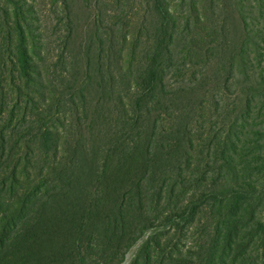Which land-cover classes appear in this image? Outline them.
Listing matches in <instances>:
<instances>
[{
    "label": "trees",
    "instance_id": "1",
    "mask_svg": "<svg viewBox=\"0 0 264 264\" xmlns=\"http://www.w3.org/2000/svg\"><path fill=\"white\" fill-rule=\"evenodd\" d=\"M48 1L54 20L41 10L43 0H0V264H87L92 253L97 263L99 258L114 264L123 254L120 239L130 233L136 217L147 219L139 232L155 220L165 230L179 226L176 218L184 226L202 217L203 238L194 257L182 255L177 245L167 242L168 232H153L132 264H264V127L257 123L264 110V76L253 72L250 80L245 59L236 68L250 80L244 103L237 106L212 98L226 127L220 132L210 130L204 136L201 104L197 114L188 116L184 106L170 110L179 119L177 126L156 133L151 128L145 135L150 142L161 134L162 141L172 138L171 144L159 139L152 148L149 143L113 140L101 163L96 157L88 161L87 151L77 147L60 155L65 129L60 119L70 113L80 128L92 84L97 92L116 95L126 116L124 93L116 87L129 83L130 77L135 85L126 92L136 114L151 115L152 103L158 117L173 103L180 106L182 100L175 99L185 97L186 89L167 90L165 75L170 67H179L177 59L181 54L185 59L190 48L180 53L175 46L179 38H188L191 49L207 64L217 48L204 49L199 35L189 29L191 22L193 29L205 23L197 11L199 4L213 16L218 0H109V11L101 0H89L93 31L79 44L78 57L71 47L76 36L74 0ZM263 1L252 3L261 14ZM176 6H186L189 13L179 16ZM134 18L131 35L126 32ZM222 36L212 44L218 47ZM243 55L239 58L247 57ZM111 61L120 62L118 72ZM221 63L225 72L235 73L233 66ZM141 119L132 125L139 139L144 138ZM249 135L252 140L246 142ZM34 157L40 166L33 182L29 178ZM134 163V172L127 169ZM108 171L107 177L120 172L121 193L106 185ZM195 172L200 173L197 179L191 177ZM147 180L152 183L149 188L143 183ZM187 182L201 190L199 197L164 213L162 200L168 196L178 202ZM84 233L85 253L77 239Z\"/></svg>",
    "mask_w": 264,
    "mask_h": 264
},
{
    "label": "rangeland",
    "instance_id": "2",
    "mask_svg": "<svg viewBox=\"0 0 264 264\" xmlns=\"http://www.w3.org/2000/svg\"><path fill=\"white\" fill-rule=\"evenodd\" d=\"M237 1L238 0H218L219 8L214 10V17L210 11H207L209 10L208 7L207 10L206 7L201 4L197 7L198 14L201 15L200 18L204 20L205 17V23L201 22L202 24L200 25V28L193 29V22H191L189 31L194 33V35H199L202 44L205 46L204 49H206V47H210V50L217 48L212 52V57L207 64L206 58L199 57L197 51L191 49V40L184 37L179 38V41L175 46L176 51L184 53L186 49L190 48V54L185 59L182 58L181 54L177 59L179 67L175 69V67L172 66L167 70L165 84L169 91L171 89L172 91L176 89H186L185 97L179 95L175 99L182 100L180 106H177V102H175L176 104L173 103V105H170V108L166 113L161 116L159 115L160 117H158L159 110H155L156 106L152 103L149 106V112H152L151 115H143L141 112L136 114L134 112L135 107L129 102L130 95L126 92L128 86L131 87V91H133L132 87L135 85L134 78L130 77L129 83L123 85L119 84L116 87L121 93H124V103H126V108L129 109V114L127 115L134 119L129 121L127 120L128 116H126L124 110L121 109L119 100L116 99L117 96L106 92L103 93L100 90L97 92V88L92 84L90 89L86 91V114L80 119V128L78 129L76 126V117L70 115V113L64 114L60 119V122L65 126V129H62L60 135V155L63 157L67 156L69 155L70 148L73 149V147H77L78 150L87 151L86 154L88 161H91L96 157L97 161L101 163L104 159L105 152L113 147V140L115 143L116 141L124 142L126 139L132 140L133 143H138L140 146L149 143L150 147L156 148L159 139H161V141L163 139L160 138L161 134H157L156 137L153 136V142L152 140L150 142H147V140L145 141V135L151 133L153 128L156 133L162 128L168 129L177 126L179 119L175 120V114H173V117L170 110L179 109L184 106L188 107L186 113L188 116L197 114L195 110L199 104H201L203 111L202 115H205L202 124V132L205 133L204 136L211 133V131L220 132L222 129L226 128L222 125L223 119L217 116V110H215L217 105H215L212 98L215 97V99H222L227 104L236 102L237 106L242 105L250 93L251 87L249 81L252 79V73L257 72V74L264 76V13L261 14L257 8H254V5L252 4L254 3L253 0H240L239 3ZM88 2L89 0L73 1V19H75L76 36H74L75 42H73L71 47L72 55L74 57L79 56V44L82 40L83 42H87L88 36H90L93 31L94 13L91 12L92 7L88 8ZM101 5L103 8L106 7L107 11L111 10L109 0H101ZM172 5H174V3H172ZM40 8L45 15L47 14L52 20H54L52 14L53 7L48 0H43V4H40ZM174 9L179 16L189 13L186 6H176ZM106 23L107 22L104 21L103 27ZM134 23L136 24L135 18L132 19V26L130 29H127L126 33L134 32ZM221 28H223V31H220ZM220 33H222L223 36L221 37V40L218 41V47H216L217 44L214 46L212 43L217 42L219 38L217 36ZM216 34L218 35L216 36ZM208 44L210 46H208ZM243 54L247 57L239 58V55L241 57L244 56ZM242 59H245V69L248 78H251L250 80L244 77V74L241 73L242 70H236V68H238L237 62ZM221 60L229 64L227 66H233L232 69L235 73L230 74V72H225L224 70L226 66L221 63ZM110 64L115 73L121 69L120 62L117 64V62L111 61ZM194 64L197 66L189 69V67ZM122 67L124 68V65H122ZM192 88L193 90H191ZM232 107L233 104H231V108ZM235 114L238 115L237 112H235ZM262 115H264V110H262L257 123L258 126L261 125L264 127V116ZM139 116L140 119L142 118L141 121H143L144 125L141 129L144 138L141 137L140 139L136 137V134L138 133L135 130L138 131V129H134L132 126L136 123L135 120H137ZM233 121L234 120L231 119V122ZM136 125H138V123H136ZM192 128H195V124H193ZM131 129H134L135 132L130 134ZM171 139L172 138L165 139L162 143L164 145L171 144ZM244 140L249 142L252 140V136L249 135ZM36 158L37 157H34L33 159V165H35V168L30 170L31 175L29 179L33 182L36 180L38 167L40 166V163L36 162ZM191 158L198 160L199 157L196 158V156H191ZM117 159L118 156L113 159L114 163ZM239 159L240 158L235 157V162L240 166ZM135 168L136 163L129 164L127 169L134 172L137 169ZM127 169H125V171ZM109 173H111V171L107 172L106 177ZM199 176L200 173L195 172L191 177L197 179ZM171 179L172 182L174 176ZM106 180L108 181H105L106 185L119 188L118 192H122L123 178H121L119 171H115V173L112 176L107 177ZM143 183L147 188L152 184L150 180ZM190 185L189 182L185 184L183 194L175 204L172 202L174 199H168V196L165 200H162L161 205L164 213L176 210L183 205H186V203L193 200V198L196 199L199 197V192L201 190L197 191V187ZM148 205H150V203H148ZM197 219L198 218L196 217L193 221H190L183 226L184 222L176 218L175 221L179 226L176 227V225L173 224L170 227H166L165 230L163 229L162 224H159V220H155L152 226H149V228L143 232H139L138 229L146 225L147 219L146 217L144 219L136 217L135 222L129 229L130 233L125 239L123 237L120 239L123 254H119L116 257L114 264H132L141 244L149 237H152L153 232L155 233L157 231H162V233L168 232V234L164 236V239L171 245H177L178 249L183 253L182 255L189 254L195 257V253L198 251L199 244L203 238L201 227L203 219L202 217L199 221ZM89 227L90 223H87L86 228L89 229ZM73 235V237L77 236L75 234ZM84 236L85 233L82 236L77 237L78 241L83 244V253L88 252V248L85 249L87 238ZM94 259L95 261H92ZM87 264H104V262L98 258L97 263L96 254L92 253L91 262H88Z\"/></svg>",
    "mask_w": 264,
    "mask_h": 264
}]
</instances>
